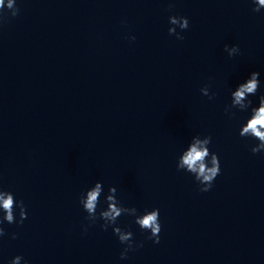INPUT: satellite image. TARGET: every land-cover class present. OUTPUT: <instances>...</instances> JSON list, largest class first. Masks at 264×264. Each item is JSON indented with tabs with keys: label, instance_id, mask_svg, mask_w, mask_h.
<instances>
[{
	"label": "clouds",
	"instance_id": "9594fccd",
	"mask_svg": "<svg viewBox=\"0 0 264 264\" xmlns=\"http://www.w3.org/2000/svg\"><path fill=\"white\" fill-rule=\"evenodd\" d=\"M255 7L252 9L254 12H259L264 9V0H252ZM4 8V0H0V10ZM7 8L11 10V15L14 17L18 14L19 9L15 7V0H8ZM169 23L174 27H170L168 32L170 35H175L177 39H183V36L176 31V26L181 30H186L189 27V20L183 16H170ZM135 39V37H131ZM224 51H226L229 57L239 54L240 49L237 45L229 47L225 45ZM260 73L253 71L250 76L240 83L235 90H232L231 104L225 107V113L233 115L231 110L233 108L240 111L251 110L250 116L246 122L241 125L239 129V135L241 137H249L256 141L257 144L251 147L253 154L264 152V95L259 97L258 106H252V100L250 96H255L259 87ZM200 92L204 96H208L212 99V95L209 94V88L207 86L200 89ZM211 136L200 135L193 136L188 147L181 153L177 160V170H184L192 174L196 181L199 182L200 191L208 192L211 190L214 180L220 175V161L216 153L210 152L209 145L211 144ZM210 165V166H209ZM104 191L103 183L101 181L95 182V184L81 194L79 203L87 213L86 219L94 224L98 219L103 220L104 223L101 228L107 230L108 227H112L113 233L118 237L121 244H125V249L121 252L120 258L126 259L127 253L134 250L136 247H141L142 244H135L133 240V233L126 231L117 226V220L122 215H130L135 217V224H137L141 230L150 232L148 239L154 243L160 242L161 224L159 221L160 212L158 208L152 210H145L143 214L137 215V209L135 207L129 208L122 205L117 199L116 187L112 186L108 189V194L105 196V203L107 207L99 211L97 215V208L100 204V197ZM19 208V221L16 220L15 209ZM0 212L3 213L0 216V225L4 222L8 224L18 223L22 224L27 218V210L24 202L17 201L15 196L10 191L0 189ZM85 231L87 229L85 228ZM5 230L0 226V237L5 235ZM12 238H16V234H12ZM22 257L15 256L11 260L10 264H21Z\"/></svg>",
	"mask_w": 264,
	"mask_h": 264
}]
</instances>
